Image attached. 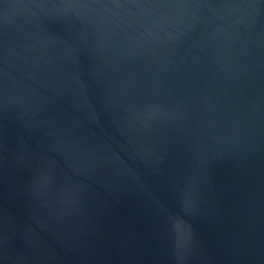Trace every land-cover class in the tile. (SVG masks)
I'll list each match as a JSON object with an SVG mask.
<instances>
[{
    "label": "water",
    "instance_id": "95a60500",
    "mask_svg": "<svg viewBox=\"0 0 264 264\" xmlns=\"http://www.w3.org/2000/svg\"><path fill=\"white\" fill-rule=\"evenodd\" d=\"M0 264H264V0H0Z\"/></svg>",
    "mask_w": 264,
    "mask_h": 264
}]
</instances>
